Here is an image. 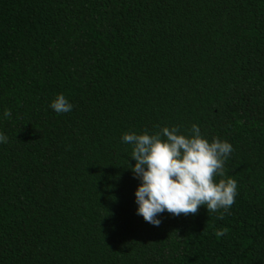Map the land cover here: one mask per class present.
Masks as SVG:
<instances>
[{
  "label": "trees",
  "instance_id": "trees-1",
  "mask_svg": "<svg viewBox=\"0 0 264 264\" xmlns=\"http://www.w3.org/2000/svg\"><path fill=\"white\" fill-rule=\"evenodd\" d=\"M194 124L235 201L154 226L123 135ZM0 133V264H264V0H0Z\"/></svg>",
  "mask_w": 264,
  "mask_h": 264
},
{
  "label": "clouds",
  "instance_id": "clouds-1",
  "mask_svg": "<svg viewBox=\"0 0 264 264\" xmlns=\"http://www.w3.org/2000/svg\"><path fill=\"white\" fill-rule=\"evenodd\" d=\"M50 107L67 113L73 105L59 94ZM3 115L10 118L12 114L6 109ZM191 132V136L180 134L173 126L151 135L147 131L123 135V141L133 145L135 165L131 171L140 180L135 192L137 215L154 226L160 225L158 214L165 211L174 216L194 215L200 206H206L207 212L226 211L235 201L237 181L221 178L217 182L218 175H225L224 162L233 151L232 145L219 139L210 143L195 124ZM0 142L7 143V136L0 133Z\"/></svg>",
  "mask_w": 264,
  "mask_h": 264
}]
</instances>
